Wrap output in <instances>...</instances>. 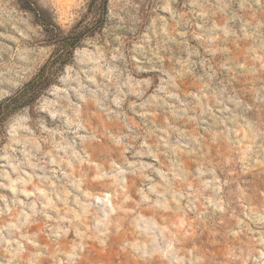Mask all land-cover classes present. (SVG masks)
I'll use <instances>...</instances> for the list:
<instances>
[{
    "label": "rangeland",
    "instance_id": "1",
    "mask_svg": "<svg viewBox=\"0 0 264 264\" xmlns=\"http://www.w3.org/2000/svg\"><path fill=\"white\" fill-rule=\"evenodd\" d=\"M102 0H0V102ZM0 122V264H264V0H107Z\"/></svg>",
    "mask_w": 264,
    "mask_h": 264
},
{
    "label": "trees",
    "instance_id": "2",
    "mask_svg": "<svg viewBox=\"0 0 264 264\" xmlns=\"http://www.w3.org/2000/svg\"><path fill=\"white\" fill-rule=\"evenodd\" d=\"M105 6L106 4L103 5L102 0V3L98 6V21L94 26L85 32L77 31L78 26H75L68 33H64L54 22L46 20L38 8L34 9V16L38 19L46 37L55 47V50L52 58L40 68L33 80L12 97L0 102V122L20 108L30 105L52 84L57 71L63 69L73 57L74 50L80 42L85 37L92 36L101 28L106 14Z\"/></svg>",
    "mask_w": 264,
    "mask_h": 264
},
{
    "label": "water",
    "instance_id": "3",
    "mask_svg": "<svg viewBox=\"0 0 264 264\" xmlns=\"http://www.w3.org/2000/svg\"><path fill=\"white\" fill-rule=\"evenodd\" d=\"M106 1H107V0H103V5H105V4H106Z\"/></svg>",
    "mask_w": 264,
    "mask_h": 264
}]
</instances>
